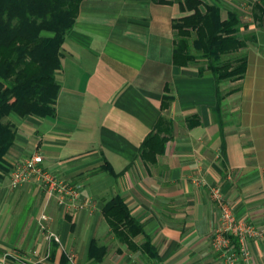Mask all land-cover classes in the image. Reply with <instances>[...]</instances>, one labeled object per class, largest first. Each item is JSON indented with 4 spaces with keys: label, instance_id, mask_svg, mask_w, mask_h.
I'll return each instance as SVG.
<instances>
[{
    "label": "crops",
    "instance_id": "1",
    "mask_svg": "<svg viewBox=\"0 0 264 264\" xmlns=\"http://www.w3.org/2000/svg\"><path fill=\"white\" fill-rule=\"evenodd\" d=\"M184 14L179 0L81 2L61 49L56 112L9 116L16 136L5 156L12 168L41 153L47 169L79 185V198L61 204L42 184L0 177V264H263L264 239H251L250 263L213 246L211 186L239 219L263 225L264 30L249 26L257 40L245 48V77L221 83L222 92L240 86L223 99L221 125L212 71L174 62L172 23ZM161 117L165 151L149 162L140 148ZM115 196L143 223L130 241L104 214ZM43 213L60 242L39 230Z\"/></svg>",
    "mask_w": 264,
    "mask_h": 264
},
{
    "label": "trees",
    "instance_id": "2",
    "mask_svg": "<svg viewBox=\"0 0 264 264\" xmlns=\"http://www.w3.org/2000/svg\"><path fill=\"white\" fill-rule=\"evenodd\" d=\"M82 1L0 0V177L11 169L5 156L16 136V128L8 117H44L56 112L60 90L56 72L62 66L61 49ZM179 2L185 14L172 23L176 31L174 62L178 66L198 63L200 72L212 71L217 83L213 111L223 125L219 118L223 99L240 86L223 93L221 83L245 77L249 60L245 48L256 42V31H248L253 23H243L237 6L227 9V17L223 18V5L218 1ZM251 8L255 28L264 30V0L252 1ZM170 100L171 96L164 95L162 107H167ZM166 124L161 117L143 141L140 154L146 161H156L157 155L165 151L167 137L161 134ZM109 170L114 172L111 167ZM104 214L121 240L130 241L144 231L143 223L120 196L105 205ZM153 255L157 256L155 249Z\"/></svg>",
    "mask_w": 264,
    "mask_h": 264
},
{
    "label": "built area",
    "instance_id": "3",
    "mask_svg": "<svg viewBox=\"0 0 264 264\" xmlns=\"http://www.w3.org/2000/svg\"><path fill=\"white\" fill-rule=\"evenodd\" d=\"M43 159L41 153H35L15 164L8 172L10 185L20 187L28 182H36L45 186L50 196H56L61 204L76 202L79 198V185L52 173L43 165ZM211 195L220 209L219 223L212 237L213 246L231 263L239 259L250 263L253 257L250 241L264 239V223L257 225L246 219H239L219 187L211 186ZM48 218L46 213L41 215L39 230L49 241L60 242L59 235L45 224Z\"/></svg>",
    "mask_w": 264,
    "mask_h": 264
},
{
    "label": "rangeland",
    "instance_id": "4",
    "mask_svg": "<svg viewBox=\"0 0 264 264\" xmlns=\"http://www.w3.org/2000/svg\"><path fill=\"white\" fill-rule=\"evenodd\" d=\"M220 2L224 9H229L232 6H237L241 10L242 13V21L243 23H253L252 15H251V3L254 0H215ZM256 24V23H255ZM228 82V81H225ZM227 91L223 90V93H226Z\"/></svg>",
    "mask_w": 264,
    "mask_h": 264
}]
</instances>
